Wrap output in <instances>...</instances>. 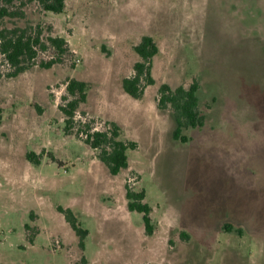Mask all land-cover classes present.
Here are the masks:
<instances>
[{"label":"rangeland","instance_id":"374dc122","mask_svg":"<svg viewBox=\"0 0 264 264\" xmlns=\"http://www.w3.org/2000/svg\"><path fill=\"white\" fill-rule=\"evenodd\" d=\"M2 7L12 16L0 32L60 37L69 52L39 46L31 69L9 77L0 49V264H264V0H66L61 14L38 0ZM145 36L159 52L134 99L123 80ZM72 79L89 92L66 133L60 107ZM195 82L205 126L184 129L183 143L160 89ZM113 124L136 144L118 176L86 143L89 128ZM127 188L145 192L151 235L129 211ZM60 207L88 230L84 250Z\"/></svg>","mask_w":264,"mask_h":264},{"label":"trees","instance_id":"16d2710c","mask_svg":"<svg viewBox=\"0 0 264 264\" xmlns=\"http://www.w3.org/2000/svg\"><path fill=\"white\" fill-rule=\"evenodd\" d=\"M38 2L45 11L57 14L64 12L66 4V0H38ZM11 14L6 8H0V20L12 16ZM0 44L1 53L14 69L12 73H9V77H17L31 69V65L37 57V47L39 46L46 49L50 45L60 57L69 52L67 42L63 38L48 37L47 43H45L41 39V33L29 35L28 31L18 28L14 30L3 29L0 32ZM135 50L141 60L134 66L135 75L123 80V89L130 97L140 99L143 96L142 81L143 79H151L152 60L158 54L159 49L151 36H145L141 43L135 47ZM55 63L56 61L51 60L41 65L43 68L49 69ZM198 90L199 84L197 82L193 83L189 89L184 87L172 89L169 85H163L160 89L161 105H170L174 111L177 122L174 136L176 140L183 143L189 141L186 136L182 135L184 129H196L205 126V116L199 111ZM88 92L89 85L84 81L72 79L67 82L66 94L62 97L66 104L60 107L65 116L66 133L72 131L76 114L80 106L86 102ZM1 121L0 113V124ZM91 131L89 128L86 133V143L92 149L100 150L99 159L106 165L112 176H118L129 167L128 151L134 150L136 144L121 140L119 128L116 124H113L108 131ZM27 158L34 161L37 155L30 153ZM126 198L129 211L143 214L146 231L151 235L154 229L151 219L152 209L145 203V192H135L127 188ZM59 210L65 214L67 221L80 238V248L84 250L85 239L89 234L88 230L81 228L70 209L60 207ZM225 228L227 231H231L230 226H225ZM82 262L86 263V259L83 258Z\"/></svg>","mask_w":264,"mask_h":264}]
</instances>
